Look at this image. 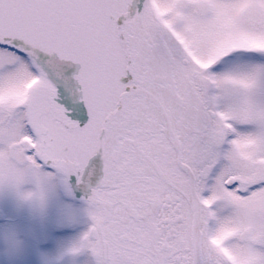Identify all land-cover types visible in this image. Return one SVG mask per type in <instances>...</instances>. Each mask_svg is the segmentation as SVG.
Instances as JSON below:
<instances>
[{"label":"snow or ice","instance_id":"snow-or-ice-1","mask_svg":"<svg viewBox=\"0 0 264 264\" xmlns=\"http://www.w3.org/2000/svg\"><path fill=\"white\" fill-rule=\"evenodd\" d=\"M159 3L162 17L152 0H0V184L43 204L50 188L87 184L99 156L90 224L69 254L264 264V0ZM241 36L262 46L207 67L192 58ZM53 54L79 65L78 97L40 70Z\"/></svg>","mask_w":264,"mask_h":264},{"label":"flooded vegetation","instance_id":"flooded-vegetation-1","mask_svg":"<svg viewBox=\"0 0 264 264\" xmlns=\"http://www.w3.org/2000/svg\"><path fill=\"white\" fill-rule=\"evenodd\" d=\"M194 61L200 64V62L196 60ZM208 64L209 63H206L203 66L207 67ZM91 187L93 186H90L79 196H77L73 187H71L70 190L59 187L58 191L55 190L54 196H52V188H50L46 193L42 209L39 208L43 204L38 201L33 203L27 202L26 210L18 215H8L3 207H0V231L3 229H7L8 231L13 223L20 225L19 228L13 232L16 236H12V238L18 243L17 247L8 250L12 251L13 254L17 256L22 253L21 256L26 263L36 260L37 257H31L35 254L30 256L25 252H29L31 248H34V250L35 248L38 250L42 247L47 249L52 245V220L56 217L54 212L57 210L65 211V223L67 224L66 226L70 228V235L67 239L68 250L74 243H76V241H78L80 236L89 227L90 221L85 211L87 207L85 201L90 193ZM57 200L59 201V204H57ZM46 212V218L42 220L38 216V213L45 214ZM47 229L48 231H46ZM222 239L223 236L221 235L214 238L213 242L219 247ZM25 247H27V249H25ZM36 252L37 251L35 250V253ZM66 256L67 264H93L92 258L87 251H83L75 256L67 252Z\"/></svg>","mask_w":264,"mask_h":264},{"label":"rangeland","instance_id":"rangeland-1","mask_svg":"<svg viewBox=\"0 0 264 264\" xmlns=\"http://www.w3.org/2000/svg\"><path fill=\"white\" fill-rule=\"evenodd\" d=\"M193 3H200L201 0H192ZM153 3V10L158 17H162L166 15L170 8L166 6H162L159 3V0H152ZM165 27H170L169 21H163ZM210 26V25H209ZM186 30L192 34V38L188 41V43H196L198 42L201 32L198 31L195 28V25L191 22L186 24ZM174 35L177 36V39L180 41L181 44H184V46L187 48L188 43H185L183 37L178 34L174 33ZM249 46V47H260L262 45L258 44L256 41L248 40L241 36L239 39H233V38H225L221 41L219 48L220 51L217 52L216 55H214L211 59L201 62L198 60L195 56L192 58L198 62H200L201 67H204L206 63H212L214 59H217L219 55H223L225 51H230L233 47H242V46ZM191 55V53H189ZM245 59H250L248 57V54H243ZM231 65V61H229L225 65V69H229ZM35 71V69H33ZM34 83V81L32 82ZM28 87H31V83L28 85ZM31 185H25L23 190H31ZM63 188V187H61ZM59 187L52 188V196H54L55 190L58 191ZM47 201V200H46ZM64 201V200H63ZM27 202H35V200H23L18 195L17 191L9 187L7 185L0 184V207H3L5 212L8 215H18L22 211L26 210ZM57 204H59V201L57 200ZM44 204L39 208L42 209ZM58 206V205H57ZM47 209V208H46ZM56 214V217L52 220V245H50L47 249L42 247L35 253L34 248L29 250V252H25L27 255H34L31 257H37L36 260L31 262H25V260L22 258V253L19 254V256L14 255L12 251L8 250L11 248L17 247V241L15 240V245L10 242L9 237L16 236L13 234V232L16 231V229L19 228V224H12L11 227H9V230L3 229L0 231V264H67L66 259V253L67 250V239L70 235V228L66 226L65 223V211L64 210H57L54 212ZM47 212L45 214L38 213V216L43 220L46 218ZM48 231V229L46 230ZM27 249V247H25ZM52 261V262H51Z\"/></svg>","mask_w":264,"mask_h":264},{"label":"water","instance_id":"water-1","mask_svg":"<svg viewBox=\"0 0 264 264\" xmlns=\"http://www.w3.org/2000/svg\"><path fill=\"white\" fill-rule=\"evenodd\" d=\"M39 68L44 72L46 78L51 82L58 91V95L63 97L68 92L74 96H79V84L74 79L75 74L79 70V65L69 61H59L53 54L52 56H41L39 60ZM88 169L92 175L88 177L87 184L72 185L77 196L83 194L90 186H95L102 176V160L99 156L93 157L88 164Z\"/></svg>","mask_w":264,"mask_h":264}]
</instances>
